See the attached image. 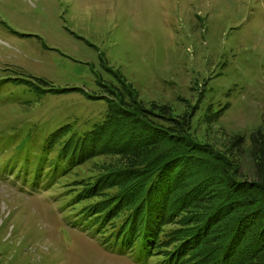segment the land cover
Segmentation results:
<instances>
[{
  "label": "rangeland",
  "instance_id": "obj_1",
  "mask_svg": "<svg viewBox=\"0 0 264 264\" xmlns=\"http://www.w3.org/2000/svg\"><path fill=\"white\" fill-rule=\"evenodd\" d=\"M128 87L191 116L192 137L220 154L237 136L250 146L264 133V0H0V264H143L74 228L63 187L19 175L21 145L86 135ZM245 152L232 160L254 180Z\"/></svg>",
  "mask_w": 264,
  "mask_h": 264
},
{
  "label": "trees",
  "instance_id": "obj_2",
  "mask_svg": "<svg viewBox=\"0 0 264 264\" xmlns=\"http://www.w3.org/2000/svg\"><path fill=\"white\" fill-rule=\"evenodd\" d=\"M128 89L130 100L116 96L86 135L63 127L41 147L21 145L19 175L35 189L63 187L69 223L135 263L264 264V133L254 132L246 148L237 136L220 154L192 137L191 116L145 106ZM243 149L254 180L232 160ZM98 156L112 163L68 180Z\"/></svg>",
  "mask_w": 264,
  "mask_h": 264
}]
</instances>
